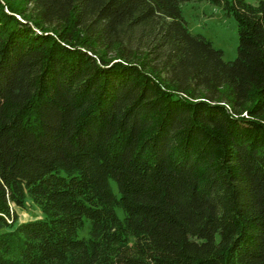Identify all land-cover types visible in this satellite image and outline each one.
<instances>
[{"label": "trees", "instance_id": "obj_1", "mask_svg": "<svg viewBox=\"0 0 264 264\" xmlns=\"http://www.w3.org/2000/svg\"><path fill=\"white\" fill-rule=\"evenodd\" d=\"M27 1L0 0V264H264V0Z\"/></svg>", "mask_w": 264, "mask_h": 264}, {"label": "rangeland", "instance_id": "obj_2", "mask_svg": "<svg viewBox=\"0 0 264 264\" xmlns=\"http://www.w3.org/2000/svg\"><path fill=\"white\" fill-rule=\"evenodd\" d=\"M16 7L30 12L31 6L27 0H8ZM248 3L256 4L259 0H246ZM182 15L189 30L194 34H201L212 41L215 48L223 51L225 61H232L237 54V26L234 18L224 13L221 7L206 1H187L181 4ZM113 191L118 195L116 184L110 181ZM15 208L18 221H26L40 217L38 208L29 200L24 208ZM120 217L122 211L117 209Z\"/></svg>", "mask_w": 264, "mask_h": 264}]
</instances>
